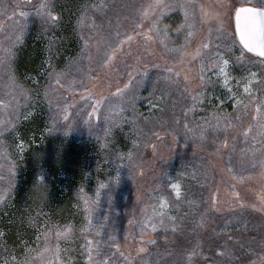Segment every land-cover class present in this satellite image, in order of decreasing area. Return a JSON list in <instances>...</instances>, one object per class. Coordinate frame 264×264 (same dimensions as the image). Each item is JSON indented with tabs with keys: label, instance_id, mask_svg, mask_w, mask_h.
<instances>
[{
	"label": "rangeland",
	"instance_id": "374dc122",
	"mask_svg": "<svg viewBox=\"0 0 264 264\" xmlns=\"http://www.w3.org/2000/svg\"><path fill=\"white\" fill-rule=\"evenodd\" d=\"M235 1L241 4L240 7H252L258 2ZM7 2L16 6V9L11 11V25L6 26L12 38H8L9 34H4V40L0 44V68L9 65L11 75H8L6 82L11 85L9 90L13 88L10 94H18L12 61L20 47L29 42L32 47H37L41 69L39 75H30L26 80L35 86L42 80L47 89L50 88L53 92L63 88L67 93L76 95L71 96L74 100L71 104L84 102L87 110L80 112L83 116L80 126L89 134L86 138L96 142L99 147L96 152L100 153V157L95 153L98 158L94 161L91 172H88L89 176L87 175L95 183L91 185L86 180L84 186H80L83 190L92 192V200L102 203L98 207L95 221L91 225L87 222L83 230L89 236L81 238L78 235L74 238L69 233L58 239L56 232L60 230H56L55 234L49 229L45 230L38 242L34 259H41L43 262L40 264H45L48 260L50 264H74L75 260L71 258L68 261V257L71 256L72 242H75L79 244L78 249L82 254L83 251L88 253L82 264H120L119 253L117 256L113 254L114 251H119L118 215L122 203L130 199L126 195L130 194V224L135 223V216L140 214L139 208L145 213L142 220L133 225L136 226L134 230L137 234L130 235H133L131 245L137 257L147 252L146 243L151 244L152 233H176L187 242V247L181 249L182 252L166 249L162 256H152V263L194 264L196 254L204 252L199 251L201 238H207L212 233L211 223L215 214L221 219L219 232L228 236L227 241L230 242L219 244L214 249L215 255L209 264H243L246 260L247 264L258 262L264 256L263 238L252 245L253 248L256 247L255 251L243 249L240 244L238 246L243 250L235 253L233 245L236 236L232 233L233 226L243 228L245 233L259 223L253 213L262 207L260 200L264 193V138L256 110L264 105V65L259 63L260 59L251 58L244 51L243 62L236 60L241 55L242 48L235 42L236 36L230 28L235 12L233 3L229 5L230 0H85L75 31L73 29L77 48L70 49L68 45L71 41L65 40L66 33L58 16V8L65 5L64 0H31L23 9L19 7V0H15V5L13 0H0L3 16L8 9ZM170 2L188 4V13L195 24L192 30L194 35L190 38L191 45L183 52V63H174L162 48L146 41L141 29L136 27L140 21L151 25L162 12L167 11L165 4ZM41 3L51 5L49 10L59 20L52 21L38 16L37 8ZM150 5L156 6L154 13ZM21 11L27 12L28 16L21 17ZM215 20L217 25H211ZM183 23V12L171 11L160 20L158 27L161 33L168 32L175 37ZM0 25L4 26L3 22L0 21ZM142 32L154 35L148 33V27H144ZM18 36L21 38L17 39ZM128 36L132 37L130 41ZM209 41L219 43L220 48L216 49L213 45L205 50L203 58L206 62H210L217 51L224 56L228 46L232 45L228 69V87L232 89L231 93L224 86L223 78H218L216 73L207 68L203 75L206 79L210 78L212 83L201 86L200 64L199 61H194L193 52L201 42ZM183 43V37L176 40L177 45ZM67 52L73 56L70 54L71 57H66L64 54ZM63 56V68L56 70L57 62ZM109 56H112L111 60L108 59ZM123 58L130 59L131 64L125 63ZM166 65L179 72V76L166 79L169 76L165 71ZM145 72L147 77H142L141 74ZM253 73L256 74L255 77L252 76ZM130 81L131 85L123 94L116 95ZM246 84L251 85L249 93L244 91ZM237 101L241 103L237 104ZM9 102L10 100L6 101L7 104ZM6 103L0 101V128H6L3 136L18 128L17 124H12L13 113ZM24 103L27 108L33 101ZM24 103L17 100V106L22 109L19 110V115L22 112L19 120L21 123L34 114L35 103L28 110L23 108ZM24 110L28 112L25 113ZM205 119L209 123L206 124ZM60 121L64 123L63 120ZM56 123L55 118L53 124ZM185 123L192 131L184 128ZM95 127L99 129L98 134H93ZM109 127L111 131L106 134ZM119 127L125 128V135L131 141V149L126 153L122 146L115 145L113 152L109 153L108 146L112 142H108L106 146L104 141L107 142L105 139L119 131ZM202 132L205 135L203 142L196 139ZM156 133H159L160 138H157ZM55 134L57 132L52 133L51 129L31 133L24 141L17 142L14 149L19 154L23 153L30 138L41 144L45 136ZM173 135L176 143L173 142ZM80 136L82 135L77 137ZM224 141H227V149L220 147ZM129 153H132L131 159H128ZM167 154L173 155L167 158L169 166L160 174L162 186L148 190L147 194L153 195L142 206L139 200L145 190L142 181L146 179L145 175L150 179L159 176H151L154 175L155 162ZM226 163H233L235 175L228 174L231 176L229 177L225 173ZM244 183L254 185V201H243L238 198L236 190H228L231 185L234 187ZM101 184L106 187L100 188ZM173 184L181 185L180 199H177L172 189ZM164 202L167 207L163 208L165 215L161 217V204ZM108 206H112L109 215L104 214V207ZM247 209L249 210L246 211ZM235 213V217L231 218ZM172 217L175 218L174 221ZM153 225L156 227L155 231H152ZM262 230L264 232V222ZM45 247L49 249L48 252H44ZM141 248L145 250L140 251ZM80 256L82 255L79 254ZM204 256L208 255L205 253ZM6 261L8 264H16L18 260L10 251L0 250V264H5Z\"/></svg>",
	"mask_w": 264,
	"mask_h": 264
},
{
	"label": "trees",
	"instance_id": "16d2710c",
	"mask_svg": "<svg viewBox=\"0 0 264 264\" xmlns=\"http://www.w3.org/2000/svg\"><path fill=\"white\" fill-rule=\"evenodd\" d=\"M65 5L58 8V16L60 17L63 31H65V40L71 41L68 45L70 49L77 48L75 31L76 23L81 13V8L85 0H64ZM31 0H19V7L23 9L30 3ZM15 5V0H13ZM233 3V7L236 10L241 6L239 2L230 0ZM8 9L3 16H0V21L3 25H0V44L4 40V34H9L8 38H12V34L9 32L6 26L11 25L9 21L12 17L11 11L16 9V6H12L7 2ZM243 5V4H242ZM15 7V8H14ZM18 7V6H17ZM233 9V8H232ZM234 10V11H235ZM5 20V22L3 21ZM9 22V23H7ZM231 30L234 33V25L232 18ZM211 25H217V21H213ZM215 26H211L214 28ZM37 29V28H36ZM35 29V30H36ZM34 32V31H33ZM11 34V35H10ZM236 38V37H235ZM7 42V40L5 41ZM237 42V39H235ZM64 43V42H63ZM17 52L16 58L12 61V70L17 79L18 94H10L13 88L10 90L8 87L11 85L6 81L10 74L9 65H4L0 68V101L5 102L10 100L7 107L12 111V124H17L18 128L13 129L8 135H4L0 139V197H3L0 201V250L2 252L10 251L11 255L17 258L18 261H30L31 264H39L43 262L41 259H34L37 255V245L40 241L45 230H51L54 234L56 230H63L71 227L72 236L74 238L87 237L89 233L83 232L88 222L89 214L85 211V205L83 198L89 199V207H91V220L95 221L97 217L99 202H95L91 199V191L83 190L80 186H84V181L88 180L89 184L93 185L95 182L92 178H89L88 172L92 170L94 161L100 157V153L96 151L99 149L96 142L86 138L89 136L82 126L83 116L80 112L84 113L87 110L86 105L81 102H73L72 95L67 93L66 90L60 88L58 92L52 91V89L46 87V84L42 80H39L40 84L37 86L27 81L26 78L30 75L38 74L41 65L38 58L37 47H32V44L26 42L23 47ZM67 50H69L67 48ZM246 53V52H245ZM70 52L64 54L66 57H71ZM251 58L260 59L246 53ZM65 56L59 58L57 62L56 70H60L64 65ZM125 63L131 64L130 59L123 58ZM261 60V59H260ZM11 75V74H10ZM39 75V74H38ZM123 75V73H122ZM119 78H122L119 76ZM24 90V91H22ZM21 92L23 94L21 95ZM48 92V94H47ZM10 94V95H8ZM71 98V99H70ZM20 99V103L30 101L33 104H28L34 107V114L29 116L27 121L21 123V114L19 110H22L17 106V100ZM24 101V102H23ZM26 108L24 103L25 110ZM24 110V111H25ZM75 111V114H73ZM28 111H25L27 113ZM29 114V113H28ZM27 114V116H28ZM67 116V120H65ZM53 118L57 119V123L53 124ZM61 120L64 123H61ZM54 125V126H53ZM12 126V125H11ZM51 129L52 133L57 132L55 135L45 136L43 143H38L30 138L29 145L24 149L23 153H17L14 149V145L17 142L24 141L31 133H40L43 130ZM6 131V130H5ZM4 131V132H5ZM98 127L93 128V134H98ZM102 130H100V134ZM125 128L119 127V131H115L110 138L105 139L107 142H112L108 146V152L112 153L114 146H122L126 153L131 149V141L125 135ZM79 138L77 136L79 135ZM77 137V138H76ZM91 141V142H88ZM97 153L98 157H96ZM108 153V154H109ZM174 154V153H173ZM172 154V155H173ZM170 155V156H172ZM168 154L158 159L154 166V175L159 174L158 177L150 179L145 175L146 179H143L142 184L145 187L144 192L141 194L142 206L147 204L149 198L153 194H147L148 190L154 188L159 189L162 186L161 173L165 172L167 167ZM225 173L228 175H235V168L233 163H226ZM88 175V176H87ZM91 175V173H90ZM228 175V176H229ZM94 177V176H93ZM231 177V176H229ZM231 185V184H230ZM242 189H239L241 188ZM254 185L250 183H244L240 185H231L228 189L235 192L238 198H242L243 201H254ZM129 201L132 200L130 194L126 195ZM122 203L119 212V251L113 252L114 256L119 253V263L126 264H153L152 256H162L166 249H171L175 252H182L181 249L187 247V242L176 233H152L154 243L148 244L147 252L144 255L136 256L134 247L131 245L133 241V235L136 226L135 223L142 220V208H139L140 214L135 216L136 219L133 225L130 224L129 219L131 217L130 202ZM121 203V202H119ZM102 206V205H100ZM141 206V205H140ZM106 210L104 214L109 215L112 206L104 207ZM247 209L246 211H248ZM244 214H247L246 212ZM235 214L231 215L235 217ZM145 216V215H144ZM238 216V215H237ZM253 216L259 223L253 228L243 233L244 229L233 226V233L235 245H233L235 253L239 250L246 248L256 250V247H252L253 244L259 243V240L263 238L264 232L262 230V223L264 222V211H257L253 213ZM214 221L211 223V235L207 238H201L200 240V252L196 254L194 264H209L212 262V257L215 255L214 249L219 244H226L228 236L221 234L220 231V217L213 214ZM144 218V217H143ZM136 225V224H135ZM132 231V233H131ZM261 240V241H262ZM239 241V243H238ZM72 249L68 261L73 258L74 264H82L85 259V254H82L78 249L79 244L72 242ZM242 244L243 249L238 245ZM264 244V243H263ZM263 246V245H262ZM258 247V246H257ZM31 250V251H29ZM208 256L205 257L204 254ZM79 254L82 256L79 257ZM112 258L113 255H112ZM72 259V260H73ZM50 261L44 262L50 264ZM247 262V260L245 261ZM242 262L243 264H247ZM56 264V263H53ZM236 264H241L237 262Z\"/></svg>",
	"mask_w": 264,
	"mask_h": 264
},
{
	"label": "snow or ice",
	"instance_id": "6c2138e0",
	"mask_svg": "<svg viewBox=\"0 0 264 264\" xmlns=\"http://www.w3.org/2000/svg\"><path fill=\"white\" fill-rule=\"evenodd\" d=\"M51 5L48 3H41L38 8H37V15L40 16L41 18L47 17L49 20L52 21H58L59 17L52 15V12L49 10ZM154 13L157 9L156 6H149ZM188 7L189 5L186 3H167L165 4V9L167 11H164L160 14V17L157 18L155 21L151 23V25H145L143 21H140L136 27L141 29V34L144 35V38L146 41H149L151 43H154L158 45L160 48L164 50V52L173 60L174 63L179 62L183 63V52L190 47L191 45V37L194 35L193 33V28L195 27V24L192 22L193 18L190 17L188 13ZM223 7H228L227 5H223ZM171 11H181L184 14V23L180 26V29L176 32V36L173 37L170 33L168 32H163L161 33L158 25L160 20H163L164 17L168 15L169 12ZM3 12L0 11V15H2ZM147 12L144 13L146 15ZM20 16L23 18H26L28 16L27 12H20ZM243 17V26H241L240 21L241 18ZM236 19H237V31L239 32V41L240 44L243 46V49H247L249 53H255L258 57L262 58L259 63L264 65V0H258L257 4L252 6V7H241L237 12H236ZM83 22V18H81V24ZM144 27H148V33H153L154 35H149L147 33H143L142 30ZM183 29V31H181ZM223 34V30L222 33ZM183 37L184 43L177 45L176 40L180 39ZM21 37H17V39H20ZM128 40L130 41L132 39L131 36L127 37ZM219 39V37H217ZM216 49L220 48L219 43H214L212 41L209 42H201L198 47L194 49L193 55L195 57L194 61H199L200 64V70H201V86H205L206 84L212 83L210 78H205L203 75L204 70L207 68L209 71H212L217 74L218 78L222 77L224 86L227 88L228 92L231 93L232 89L228 87L229 84V66L231 63V54H232V45L228 46L227 52L224 56H221L219 51L215 53V56L212 57L210 62H206L205 59L203 58V52L205 50H208L210 46H213ZM84 47H87V44L85 43ZM115 54V49L113 50V55ZM109 60L112 59V56L108 57ZM236 60L238 62H243L244 60V52L243 50L241 51V55L236 57ZM50 64V61H49ZM51 66V65H50ZM165 71L169 73V76L166 77V79L171 80L173 77H178L179 72H176L173 67L167 66L165 67ZM142 77H147V73L141 74ZM255 73L252 74L253 77H255ZM186 79V78H185ZM59 83V81H58ZM131 85V81L129 82L128 85L125 86V89H122L120 92H117L116 95H122L123 92ZM250 84H246L244 91L246 93H249L250 91ZM163 99V97H161ZM241 103L240 101H237V104ZM194 111V109H191ZM222 110V109H221ZM257 119L258 121H261L260 123V128H261V135L262 138H264V105H261V108H258L257 110ZM187 115V113H185ZM215 118V114H214ZM65 120H67V116H65ZM177 124H179V121H176ZM205 123H209L207 119H205ZM185 129H188L189 131H192V129L189 128V125L185 123L184 125ZM200 127H203L202 125ZM218 127V124L216 125ZM6 130V128H0V139L3 137V132ZM111 131V128L106 130V134ZM251 131V129H249ZM157 138L159 137V133H156ZM247 135V133H245ZM187 139V136L185 137ZM196 139L199 141L203 142L205 140V135L204 133H200ZM173 142L176 143V137L173 135ZM22 148L23 145H20ZM221 148L227 149L228 144L227 141H224L221 145ZM153 148H155V145H153ZM132 158V153L128 154V159ZM256 165L254 164L253 167ZM117 177V181H118ZM106 185L101 184L100 188H105ZM172 189L175 192V195L177 199H180L182 196V191H181V185L180 184H173ZM81 192H83V189H81ZM99 193H97V196ZM3 197H0V201H2ZM84 200V205H85V211L89 214L88 218V224H92L91 220V212L92 209L89 207V199L83 198ZM261 206L260 208L256 209L258 211H264V193L261 194V200H260ZM242 207L244 206L243 204L241 205ZM167 207V203L164 202L161 204V212L160 216L163 217L165 215L163 208ZM174 221V217L171 218ZM161 223L163 221L161 220ZM203 226V224H201ZM156 227L155 225L152 226V231H155ZM173 231L175 229L173 228ZM71 232V227H68L66 229L60 230L56 232V236L59 239L60 237H66L69 235ZM3 234H0L2 236ZM155 241H150V243H154ZM91 243V242H89ZM57 252H59V249H56ZM145 249L141 248L140 251H144ZM31 251V250H29ZM49 249L47 247L44 248V252H48ZM195 254V252L193 253ZM43 255V253H41ZM191 259V257H189ZM5 264H8L6 261ZM16 264H31L30 261H17ZM254 264H264V256H261L260 260L258 262H254Z\"/></svg>",
	"mask_w": 264,
	"mask_h": 264
},
{
	"label": "water",
	"instance_id": "95a60500",
	"mask_svg": "<svg viewBox=\"0 0 264 264\" xmlns=\"http://www.w3.org/2000/svg\"><path fill=\"white\" fill-rule=\"evenodd\" d=\"M244 7H251V6H244ZM240 8H241V7L237 8V9L235 10V12H234V15H233L234 33H235V36H236L237 42L239 43L240 47L242 48V50H243L244 52H246V53H248V54H250V55H252V56H254V57L260 58V57H258L255 53H249V52L247 51V49H243V46L240 44V41H239V32L237 31V19H236V12H237ZM243 23H244V21H243V17H242V18H241V21H240L241 26H243ZM260 59H262V58H260Z\"/></svg>",
	"mask_w": 264,
	"mask_h": 264
}]
</instances>
